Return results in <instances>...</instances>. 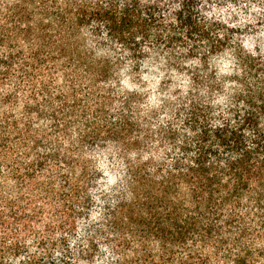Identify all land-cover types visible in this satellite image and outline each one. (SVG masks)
<instances>
[{
	"label": "trees",
	"instance_id": "obj_1",
	"mask_svg": "<svg viewBox=\"0 0 264 264\" xmlns=\"http://www.w3.org/2000/svg\"><path fill=\"white\" fill-rule=\"evenodd\" d=\"M0 203V264H264V0H0Z\"/></svg>",
	"mask_w": 264,
	"mask_h": 264
},
{
	"label": "rangeland",
	"instance_id": "obj_2",
	"mask_svg": "<svg viewBox=\"0 0 264 264\" xmlns=\"http://www.w3.org/2000/svg\"><path fill=\"white\" fill-rule=\"evenodd\" d=\"M227 64H228V62L226 59L220 58V60L218 62V65L220 66V68H224ZM147 68H148V66H144L143 68L141 66L140 78L137 77L136 79H130V78L124 77L123 80H125V83H123L122 86L128 90L138 91L139 94L142 95V84H143V87L145 86L147 88V89H145V90H147L146 91L147 95L149 93L151 98L156 97V93H157L156 92V86H157L158 81H160V79L157 78L156 75H152V76L148 75V73L152 69L150 68V70H149ZM142 78H143V83H142ZM11 194H12V192H9L10 196H11ZM43 204L44 203H41V205H43ZM1 208H2V205L0 203V209ZM17 208H18V205H15V210H17ZM46 216H47V213H45V207H44V210L42 213V218L40 219V221L38 223L36 221H34L32 223V226H34L36 228L35 232L37 230L39 232V234L41 235V238H43V236H46V228L44 227ZM1 233H2V229L0 228V234ZM34 239H35V237H33V236L28 237V235H27V240H28L27 247L29 248L30 251H33V249H34V244L32 242V240H34ZM4 246H5V244L0 241V249H1L0 251L3 250L2 248ZM6 251L7 250H5V252L3 254H0L1 259H4V258L8 259L11 257L10 251H7V252Z\"/></svg>",
	"mask_w": 264,
	"mask_h": 264
}]
</instances>
